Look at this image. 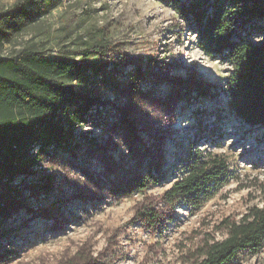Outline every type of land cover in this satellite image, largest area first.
I'll list each match as a JSON object with an SVG mask.
<instances>
[{"label": "rangeland", "instance_id": "rangeland-1", "mask_svg": "<svg viewBox=\"0 0 264 264\" xmlns=\"http://www.w3.org/2000/svg\"><path fill=\"white\" fill-rule=\"evenodd\" d=\"M15 1L0 0V13ZM29 8L37 14L0 55L34 45L47 57L82 61L84 71L67 83L93 103L74 128L72 150L0 185L9 212L0 264H194L224 237L225 219L263 205L264 128L228 110L231 66L198 47L173 3L35 0ZM248 24L250 39L264 42V19ZM101 42L104 56L87 52ZM195 153L227 166L225 181L199 205L169 192ZM136 177L148 185L133 189ZM227 264H264V241Z\"/></svg>", "mask_w": 264, "mask_h": 264}, {"label": "trees", "instance_id": "trees-1", "mask_svg": "<svg viewBox=\"0 0 264 264\" xmlns=\"http://www.w3.org/2000/svg\"><path fill=\"white\" fill-rule=\"evenodd\" d=\"M34 1L16 0L0 13V48L17 27L35 17L37 12L29 8ZM169 1L177 16L197 31L198 47L231 66L224 89L228 110L245 124L264 128V42L250 39L253 26L248 24L264 19V0ZM107 49L103 42L86 48L98 56ZM83 67L82 61L47 57L34 45L12 56L0 55V185L33 174L54 151L73 149L74 128L85 123L93 103L67 83ZM226 172L221 158L203 159L195 153L171 186L170 196L199 205L225 181ZM132 181L133 189L148 185L138 177ZM8 213L0 202V223ZM221 228L224 237L208 242L194 264H227L242 250L257 251L264 241V202L250 207L239 220L225 219Z\"/></svg>", "mask_w": 264, "mask_h": 264}]
</instances>
